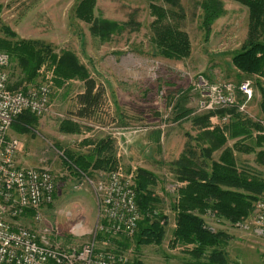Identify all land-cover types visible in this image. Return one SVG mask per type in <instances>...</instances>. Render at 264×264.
<instances>
[{
  "label": "rangeland",
  "instance_id": "obj_1",
  "mask_svg": "<svg viewBox=\"0 0 264 264\" xmlns=\"http://www.w3.org/2000/svg\"><path fill=\"white\" fill-rule=\"evenodd\" d=\"M80 1L0 0V39L11 40L4 31L9 29L17 40L44 42L57 54L65 50L73 52L102 92L94 116L78 119L73 111L82 83L72 81L55 88L50 83L52 75L46 73L43 80L44 71L40 74L39 85L46 84L50 89L49 112L36 117L26 133L18 134L10 129L8 137L19 141L18 153L26 155L22 157L26 166L49 169L55 180V193L52 202L39 209L38 223L30 215L24 217L23 222L34 229L46 230L54 246L81 247L98 232V202L108 173L117 171L132 177L129 173L134 169H144L157 178V183L148 185V189L157 199L156 215L162 214L164 218L161 224L165 236L159 246L137 249L132 243L121 255L130 262L137 260L142 264H187L188 256L180 247L170 244L174 228L171 206L180 186L171 166L185 151L187 143H193L201 133L193 123L194 118L211 113V126L227 123L221 121L225 115L230 116L229 121L232 119L228 113L219 118L217 112L222 110L200 109L203 101L200 82L214 85L250 81L253 96L240 113L264 127L255 78L243 76L231 63L233 53L247 36L248 11L235 0H217L223 13L211 24L208 41H205L200 5L204 0H178L183 8L180 25L188 34L191 47L189 57L177 61L162 58L152 45L154 18L147 0H95L93 16L96 19L126 25L120 34L104 42L92 35L91 24L77 18L76 7ZM155 3L170 8L165 2ZM8 64L10 85L16 82L17 76L15 73L11 76L10 59ZM237 100L238 104L244 102L238 94ZM64 121L79 124L81 134L62 132ZM106 138L112 141L116 164L113 170H91L92 176L86 177L77 175L74 166L68 167L71 163L65 159V152L86 154L92 143ZM236 157L264 176V169L254 162V154H237ZM216 158L214 155L213 159ZM17 165L22 166L18 160ZM212 217L206 214L204 224L229 237L228 262L264 264V237L254 232L251 217L234 225ZM97 245L105 251L115 247L98 241Z\"/></svg>",
  "mask_w": 264,
  "mask_h": 264
},
{
  "label": "trees",
  "instance_id": "obj_2",
  "mask_svg": "<svg viewBox=\"0 0 264 264\" xmlns=\"http://www.w3.org/2000/svg\"><path fill=\"white\" fill-rule=\"evenodd\" d=\"M151 15L153 33L152 45L158 54L167 60H182L190 55V40L181 28L183 8L178 0H147ZM169 4L164 8L155 2ZM248 11L247 36L238 51L231 58L232 66L245 77L255 78L260 94L261 121L264 123V0H235ZM204 40L208 41L210 26L223 13L217 0H204L201 4ZM95 0H81L76 7L77 18L91 24V33L101 42L110 36L120 34L126 25L96 19L93 16ZM9 39H0V51L10 59L15 83L8 82L9 91L25 90L28 86L39 85L38 78L44 71L52 75L50 83L55 88L64 87L72 81L82 83V92L75 96L73 116L90 119L94 116L101 99V88L90 78L87 69L71 51L55 53L52 46L40 41L17 40L15 34L5 29ZM20 88V89H19ZM232 119L222 125L211 126V113L193 119L201 129L193 143H187L171 166V171L179 183L176 198L171 206L174 212V228L171 232V247H180L188 256L187 264H231L227 260L226 246L229 237L222 232H214L204 224V216L232 225L242 222L253 214L255 202L264 195V176L256 168H251L237 160V154H254V162L264 169V127L258 122L245 118L233 108L218 111ZM179 118V117H178ZM230 119V118H229ZM36 116L29 113L20 115L11 129L18 134L26 133L33 127ZM61 131L66 134H81V126L72 121H64ZM231 143V146H229ZM89 145V144H85ZM86 154L67 151L65 159L71 163L70 169L79 175L91 177V170L106 168L113 170L116 165L112 155L110 138L92 143ZM103 153L106 155L104 156ZM217 155L216 159L213 156ZM136 193V203L142 214L133 238L121 236L113 239L102 233L96 234L98 242L112 244L113 253L125 251L134 243L141 246H159L165 236L162 214L155 213V199L148 185L154 186L157 178L151 172L136 168L130 172ZM131 241V242H130ZM109 243V244H107ZM113 248V247H112ZM109 251V250H108ZM110 252V251H109ZM130 264H142L135 260Z\"/></svg>",
  "mask_w": 264,
  "mask_h": 264
},
{
  "label": "built area",
  "instance_id": "obj_3",
  "mask_svg": "<svg viewBox=\"0 0 264 264\" xmlns=\"http://www.w3.org/2000/svg\"><path fill=\"white\" fill-rule=\"evenodd\" d=\"M8 61L9 56L0 51V264H130L122 252L99 249L96 241L98 232L113 239L130 238L142 218L133 180L117 171L108 173L98 202V232L81 247L54 246L46 230L34 229L23 222L29 215L39 222V209L53 200L55 180L44 166L17 165L19 141L8 137V132L24 113L40 117L49 112L50 89L40 84L9 91ZM200 87L203 98L200 109L205 112L233 108L240 112L253 96L252 84L247 80L214 85L202 80ZM237 94L244 99L242 104H238ZM229 117L225 115L221 121L226 122ZM250 225L258 236L264 237V195L254 204Z\"/></svg>",
  "mask_w": 264,
  "mask_h": 264
},
{
  "label": "crops",
  "instance_id": "obj_4",
  "mask_svg": "<svg viewBox=\"0 0 264 264\" xmlns=\"http://www.w3.org/2000/svg\"><path fill=\"white\" fill-rule=\"evenodd\" d=\"M20 153V152H19ZM18 153V154H19ZM17 154V155H18ZM24 156H26L25 154H23V156H22V154H19L17 157H16V160H18V162L23 166V167H30V166H26V162H24V160H23V158L22 157H24Z\"/></svg>",
  "mask_w": 264,
  "mask_h": 264
}]
</instances>
